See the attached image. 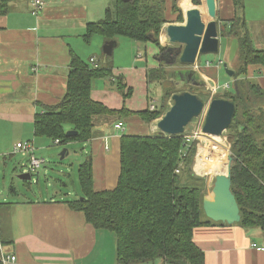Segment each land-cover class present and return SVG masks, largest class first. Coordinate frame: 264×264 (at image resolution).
Wrapping results in <instances>:
<instances>
[{
	"label": "trees",
	"instance_id": "obj_1",
	"mask_svg": "<svg viewBox=\"0 0 264 264\" xmlns=\"http://www.w3.org/2000/svg\"><path fill=\"white\" fill-rule=\"evenodd\" d=\"M9 1L0 0V15L8 12ZM191 1L194 5L201 4V0ZM234 4L236 15L219 26L220 36L235 38L239 45L232 75L233 90L219 91L220 95L211 99L225 98L235 103L225 136L233 158L231 191L240 213V221L236 224L245 229L258 228L264 233V88L247 77L250 66L264 68V47L256 48L253 44L242 15L243 4L239 0H234ZM165 9L166 0H115L112 7L105 9L102 19L86 24L82 39L90 43L91 38L99 34L105 40L124 36L135 42H151L159 49L157 58L164 53L171 59L177 56V49L170 50L159 41L162 26L167 21ZM170 9L177 14L176 20L182 22L177 0H171ZM164 65L166 63L162 61L147 70V81L161 87L159 102L153 109L147 107L131 112L125 106L110 108L91 96L93 81L110 77L112 66L93 67L72 52L65 93L57 104L44 106L35 114L33 135L53 142L58 140L64 145L92 139L97 120L101 118L108 121L113 116L134 113L146 123L158 119L170 106L171 95L184 91L165 84ZM112 82L123 99L131 95L132 88L126 87L122 76L115 77ZM193 88L199 90L201 87ZM197 95L204 102L209 100L208 93ZM68 130L75 133L66 135ZM188 135L191 134L167 135L158 130L147 135L122 134L120 172L116 186L111 189H94L89 156L79 164L80 196L63 202L72 210L82 212L85 221L96 229L109 230L115 235L119 264L148 262L156 258L168 264H205L204 252L193 241V229L222 222H214L204 215L202 198L207 180L193 170L194 165L198 171L194 159L199 141ZM1 232L0 225V237ZM1 241L8 243L3 236Z\"/></svg>",
	"mask_w": 264,
	"mask_h": 264
},
{
	"label": "crops",
	"instance_id": "obj_2",
	"mask_svg": "<svg viewBox=\"0 0 264 264\" xmlns=\"http://www.w3.org/2000/svg\"><path fill=\"white\" fill-rule=\"evenodd\" d=\"M44 2L41 12L33 15L32 0H10L8 12L0 15V142L10 144L12 152L9 156L19 152H14L15 145L22 141L31 142L34 155L36 148L59 144L33 135L34 116L44 106H53L63 97L71 53L74 52L83 59L79 54L80 43L72 47L69 40L79 41L78 38H81L83 41L82 34L86 24L103 17L105 10L104 5L98 11L90 8V0ZM215 3L219 28L221 22L236 15L237 9L234 0H215ZM241 3L242 15L253 44L256 48H263L264 29L260 25H264V0H243ZM170 4L171 0H166L167 21L159 35L160 44L165 47L170 43L164 26L168 23H182L184 13L190 7L196 6L203 19H209L205 0H201L200 5H194L191 0H177L183 16L182 22L176 20L177 14L172 13ZM157 54L159 49L154 45L150 58L143 64L128 68L112 65V74L107 77L110 80L109 86L94 80L92 98L114 109L125 106L131 112L144 110L153 102L156 105L160 96L156 97L152 93L151 83L147 81V70L157 67L163 61L156 57ZM92 57L88 58L89 64ZM221 64H224L223 60ZM194 69L201 77H208L209 86L219 85L214 70L202 68L198 61ZM117 76H122L126 87L132 88L131 95L126 99L115 90L112 81ZM247 77L264 88V68L250 66ZM155 121L146 123L134 113L119 115L113 121H106L109 124L101 119L97 120L93 138L83 142L81 148L83 157L91 158L95 190L111 189L117 184L121 135L151 134L157 130ZM117 122H122L124 128L116 129L114 125ZM24 154L29 155L27 152ZM26 170L28 168L22 169L21 173ZM24 181L25 184L28 183ZM206 189H211L208 182ZM68 194L66 193L67 196ZM79 196L80 193L76 198ZM64 200L70 199L2 202L8 203L0 205V209L4 211L3 217H8V221L4 222L6 225L0 223L1 235L8 241L4 244L5 250L16 255L18 264H119L116 260L115 235L109 230L96 229L87 223L83 213L72 210ZM192 238L204 252L205 264H264V250H257L251 245L255 243L264 247V233L258 228L245 229L236 223L202 225L193 229ZM131 264L168 263L156 258Z\"/></svg>",
	"mask_w": 264,
	"mask_h": 264
},
{
	"label": "rangeland",
	"instance_id": "obj_3",
	"mask_svg": "<svg viewBox=\"0 0 264 264\" xmlns=\"http://www.w3.org/2000/svg\"><path fill=\"white\" fill-rule=\"evenodd\" d=\"M90 8L93 7L95 11H98L101 6L104 5L105 9L107 7H112L115 0H90ZM243 2V0H239ZM45 5V2H44ZM43 5V7H44ZM199 7V6H198ZM43 9V8H42ZM105 12V10H104ZM103 14V13H102ZM104 17V15H103ZM103 17H97V19H102ZM98 19V20H99ZM96 19H94L95 21ZM260 28L264 29V25H260ZM264 37V36H262ZM79 41L69 40V43L72 47L77 46L80 43L79 54L83 58L84 61L88 62L89 56H93L97 62L101 65H108L114 67H126L143 64L146 59L150 58V52L154 44L152 43H142L135 42L134 40L128 39L124 36H116L114 39L116 41V46L113 48V52L110 56H107V62L103 63L104 54L102 52V46L106 41L101 35L97 34L91 38L90 43H86L78 38ZM258 41V40H257ZM256 41V42H257ZM79 42V43H78ZM258 44V42L256 43ZM238 42L235 38H226L221 37L219 39V50L218 52H208L199 54L197 61L202 68L207 67L210 70H214L217 76L218 90L216 92H212L209 86L208 77L202 75L203 79L208 83L206 87H201L199 90L193 88V86H189L188 83L177 81L178 76L176 71L181 70L183 64L174 63L171 66L167 64L163 67L166 72V85L177 86L178 89H183L186 91H190L196 94H204L208 93L209 100L214 95H220L219 91H223V85L228 84L227 91L233 90V77L226 73L223 64L218 63L221 59L224 61L226 66L229 69L234 70L235 63L237 62L238 51ZM263 46V45H258ZM235 59L234 61H232ZM164 61V60H163ZM232 61V62H231ZM208 63V65H207ZM218 66V67H217ZM186 68V67H184ZM171 73V74H170ZM98 80L101 85L106 83L109 86V79L107 77H102ZM102 81V82H101ZM203 88V89H202ZM153 89V90H152ZM151 91L154 96L159 97L161 94V87L156 83H151ZM208 101H205L207 104ZM159 102V101H157ZM171 104V100H170ZM114 116L109 118L108 121H113ZM104 122H106L103 118H101ZM109 124L108 122H106ZM203 123V114L199 117L193 119L189 125L186 127V133L192 134L195 131H199V137H197L199 146L208 145L209 143H218L228 155L230 154V145L225 136V131L220 137L223 139L222 141H217L214 136H209L200 132L201 125ZM102 126V125H100ZM99 126V127H100ZM99 127L96 128V132L99 131ZM113 129V128H112ZM115 129V128H114ZM7 137V136H6ZM207 143V144H206ZM83 142H70L67 144H51L45 148H36L35 149V157L44 158L45 161L40 165V167L36 169H31L29 165V155H25V152H16L9 156L12 152L10 149L9 143L0 142V203L5 201H22L23 199L28 200H39V199H53L57 200L60 198H68L75 199L77 194L80 193L79 185H78V166L81 164L86 158L81 154ZM224 146V147H223ZM6 148L5 150H3ZM66 148L68 153L61 157L62 149ZM8 152V153H6ZM195 159L197 161V169L203 175L205 174V178L208 183L212 184V180L215 174H209L206 171H203L199 167V155L196 152ZM6 155V158L4 157ZM227 155V156H228ZM197 156V158H196ZM194 159V163H195ZM30 170L31 180L25 181L18 177V174L21 173L22 169ZM195 171L198 175H201ZM201 175V176H202ZM66 193H69L68 196ZM206 194L210 195L211 191L206 189ZM3 209H0V218H2V222H7L8 217H3ZM4 225H6L4 223Z\"/></svg>",
	"mask_w": 264,
	"mask_h": 264
},
{
	"label": "water",
	"instance_id": "obj_4",
	"mask_svg": "<svg viewBox=\"0 0 264 264\" xmlns=\"http://www.w3.org/2000/svg\"><path fill=\"white\" fill-rule=\"evenodd\" d=\"M129 1V0H123ZM205 8L208 20L205 21L196 6H192L184 13L182 23H168L164 26L168 42L177 46V56L171 58L172 62L192 66L178 70V82L182 81L197 87H206L207 82L194 69L199 54L218 52L219 28L216 21L215 0H205ZM116 46L115 40H106L102 46L104 61L113 52ZM165 54L159 58L165 59ZM226 73L232 76L234 70L223 64ZM171 104L168 109L155 121L156 129L167 135H181L186 132L189 123L203 114V123L200 132L209 136H221L230 125L234 112L235 103L225 98H213L206 104L203 99L190 91L173 93L170 97ZM75 133L68 130L66 135ZM68 153L64 148L61 157ZM227 171L214 175L211 184V194H204L202 209L206 218L214 222L233 224L240 221V213L237 201L231 191L230 164L232 156L228 155ZM193 170L194 165H193ZM204 175V174H203ZM18 177L30 181L31 173L26 170Z\"/></svg>",
	"mask_w": 264,
	"mask_h": 264
},
{
	"label": "built area",
	"instance_id": "obj_5",
	"mask_svg": "<svg viewBox=\"0 0 264 264\" xmlns=\"http://www.w3.org/2000/svg\"><path fill=\"white\" fill-rule=\"evenodd\" d=\"M44 5V0H32V14L33 15H38ZM90 63L93 67H97L98 63L95 60L94 57L90 58ZM219 63H222V60L219 61ZM228 88V84L223 85V89H227ZM210 89L212 92H216L219 88L217 85L215 86H210ZM150 109L154 108V102L149 106ZM114 127L116 129H123V123L122 122H117ZM199 131H195L193 132L191 135V137H198L199 135ZM55 143H58V140H55ZM198 148H199V144L197 145V152H198ZM33 145L31 144V142L29 141H22L19 143H16L15 145V151H24L29 153V165L31 167V169H36L38 167H40V165L44 162L43 158H39V157H35V155L33 154ZM197 155V153H196ZM197 158V156H196ZM196 160V159H195ZM252 247H255L257 250H264V247L262 246H257L255 243L251 244ZM0 263L1 264H18L17 263V257L15 254L13 253H8L5 250V246L1 241V237H0Z\"/></svg>",
	"mask_w": 264,
	"mask_h": 264
},
{
	"label": "bare ground",
	"instance_id": "obj_6",
	"mask_svg": "<svg viewBox=\"0 0 264 264\" xmlns=\"http://www.w3.org/2000/svg\"><path fill=\"white\" fill-rule=\"evenodd\" d=\"M214 137L217 141L223 142V139L221 140L220 137ZM226 151L218 143H209L208 145L199 146L198 155L200 169L209 174L225 173L227 171L228 162V154Z\"/></svg>",
	"mask_w": 264,
	"mask_h": 264
},
{
	"label": "flooded vegetation",
	"instance_id": "obj_7",
	"mask_svg": "<svg viewBox=\"0 0 264 264\" xmlns=\"http://www.w3.org/2000/svg\"><path fill=\"white\" fill-rule=\"evenodd\" d=\"M168 48L170 49V50H173V49H176L177 48V46H173V45H169L168 46ZM168 49V50H169ZM164 54V53H163ZM165 59H164V62L168 65V66H171V65H173L174 63H176V62H172L171 61V59L168 57V56H166L165 55V57H164ZM183 68L182 69H184V67H186V68H190V67H192V66H190V67H188V66H182ZM171 74V73H170ZM173 74H176L177 76H178V71H176V73H172V76H173Z\"/></svg>",
	"mask_w": 264,
	"mask_h": 264
}]
</instances>
